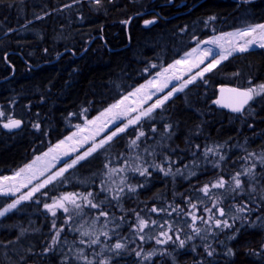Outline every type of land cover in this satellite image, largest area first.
I'll return each instance as SVG.
<instances>
[{"label":"trees","instance_id":"trees-1","mask_svg":"<svg viewBox=\"0 0 264 264\" xmlns=\"http://www.w3.org/2000/svg\"><path fill=\"white\" fill-rule=\"evenodd\" d=\"M156 12L163 18L144 27L143 21ZM263 22L264 0H101L100 5L92 0H0V111L6 114L0 125L9 116L23 121L14 132L0 126V174L22 167L197 41ZM260 84L264 48L229 56L0 217V264H65L66 257L70 264H85L76 258L81 252L92 264H264V94L242 114L213 103L218 86ZM134 116L125 112L124 121ZM141 131L144 136L137 139ZM207 149L215 154L205 155ZM157 165L171 168L172 174ZM137 166L148 174L131 170ZM246 169L255 178L242 175L243 191L234 192L232 177ZM221 177L225 187H211ZM206 184L209 195L201 191ZM129 185L136 191H129ZM121 187L124 193L113 199ZM88 193L99 207L87 204ZM67 194H73L79 209L63 201L69 211L57 207L53 215L44 207ZM10 201L0 194V209ZM213 201H219L225 216H219ZM243 204L252 211L238 213L235 206ZM206 207L213 210L212 220L198 219L201 234L188 240L194 233L187 213L208 220ZM138 216L147 222L143 232ZM216 219L233 227L217 228ZM57 229H62L57 245L44 252ZM161 232L172 240L157 244L166 239ZM232 235L236 239L230 240ZM177 236L186 241L183 248ZM97 237L99 243L91 244ZM118 241L126 248L110 251ZM205 245L215 249L212 257ZM229 248L232 255L225 254ZM154 250L151 260L142 258Z\"/></svg>","mask_w":264,"mask_h":264},{"label":"snow or ice","instance_id":"snow-or-ice-1","mask_svg":"<svg viewBox=\"0 0 264 264\" xmlns=\"http://www.w3.org/2000/svg\"><path fill=\"white\" fill-rule=\"evenodd\" d=\"M92 2H94L96 5H100L101 4V0H92ZM243 3H248L249 0H242ZM39 19V17H38ZM209 20H214L215 17H209ZM208 21H205V23L207 24ZM125 23H127V21H125ZM155 20H145L144 21V25L148 26L151 24H154ZM238 36L241 39L248 37L249 39L244 40V42L242 44H236L233 40L229 39L227 41H224V37H232V36ZM194 39H196L195 37H193ZM259 42V46L261 48H264V23H258L255 25H249L247 26L245 29L243 30H237L236 33H222L219 36H213L211 38H209L208 40H200L197 41V45L195 48L192 49V53H196L198 50L200 52V56L198 58V62L194 63L192 65L189 66V68L187 69L188 72H191L192 68H199L200 65H205L206 61H209L206 66H204L202 69H200L199 71H197L195 73V75H192L189 79L184 80L183 83L181 84L180 88H175L173 87L171 91H169L167 93V95L163 96V98L157 99L156 102L154 104L151 105V107H149L148 109L143 110L139 115L135 116L134 118H129L128 119V123L124 125V127H116L115 131L111 132V135H106L105 139H102L98 144L94 143L92 147H90L87 151L83 152V154H78L76 156V158L74 160H72L71 164H67L66 167L64 168H60L58 172H56L53 175H50L46 180H44L41 183H38L35 187H33L26 195H23L21 197H19V199L14 200L11 204H9L6 208H4L2 211H0V216H4L7 212H9L12 209H15L17 207V205L22 201V200H26V199H30L33 197V194L36 192H39L41 188H44L47 184H50L53 180L57 179V177L63 176V174L69 169L72 168L74 166H76L78 163H80L81 161H85L87 160V158L89 156H91L94 152L97 151V149L103 148L105 146V144L109 143L110 141H112V139L114 137H116L119 133H123L125 132V130L133 124H138V122L141 120L142 117H148L151 115V113L153 112V110L160 108L161 106H163L165 104L166 101H168V99L170 97H172L174 95L175 92L178 91H183V89L189 85L194 83L197 78L203 79L205 73H210L212 72L223 60L228 59L229 56H231L234 52H246L249 50V46L253 45L255 43ZM227 43L228 47H225L224 44ZM201 44H206V45H213L215 46V48H219L220 51L216 52L214 50L213 47H205L203 49H200V45ZM191 55L190 53H186V56ZM219 57V58H217ZM184 60H176L175 64L180 65L182 63H184ZM152 67H155V65H153ZM172 68V65H169L168 68L164 69L163 72L167 73L169 71V69ZM145 71H147V69H145ZM161 73H157V76H160ZM175 79H180V77H175ZM147 86H152V87H156V84L154 81H148L147 82ZM167 83H164L160 88H158L159 91H162L164 87H167ZM146 85H141L140 89H137L136 91L139 92L141 89L145 88ZM222 92H224L225 90L222 89ZM226 91H228L229 93H232L233 95L228 99V102L225 103L223 97L221 99H218L215 101L216 104H222L224 107H229L231 108V110L233 112L236 113H240L244 110H246V106L249 105L250 101H253L255 97H259L262 94H264V84H260L254 87H248L246 89H238V88H231V89H227ZM131 95V94H130ZM149 99L151 98L150 96L148 97ZM125 100L127 99V97L124 98ZM122 103V102H121ZM118 107V105H112L111 108H116ZM110 109L105 110L107 111H111ZM126 111H136V109L134 108H129L126 109ZM5 113L0 111V118L5 117ZM103 115V113L101 114ZM116 119L119 118V114H116L115 116ZM112 121H108V123H111ZM86 123L91 124L92 121H87ZM22 124V121L19 119H14L11 116H9L7 118V123L3 124V127L6 129H16V128H20ZM37 130L40 129V124L36 123L33 125ZM105 127H107V124H105ZM77 128L79 129L80 126L77 125ZM169 128V126H165V130L167 131ZM83 130V129H81ZM153 131H155V129H153ZM76 133H73V136H75ZM140 136H144V133L141 131L139 132V135L137 136V139H139ZM66 139H71V137H68ZM87 140V138H85V141ZM65 143V141H60V143L58 145L55 146L56 149H59L61 147V145H63ZM132 146H136V140H133L131 142ZM54 151V149H49V152ZM209 152H213L212 149H207L205 155H207V153ZM213 154H215L213 152ZM45 156L48 155V153L44 154ZM249 157H251L252 153L248 154ZM220 159L223 160L224 157L220 156ZM261 163H264V156H261ZM40 160V157H36V159L32 162V164L29 165H25L24 168H21L19 171H17L16 173H14L13 176L11 177H0V180L2 181H8V180H12V181H20L19 183V187H15V188H0V194H4V195H8V194H14L16 191H19L20 187H26L27 184H30L31 181L33 179L36 178V173L32 172V175L29 177H25V173L28 171H31L33 169V166L36 164L37 161ZM105 167L107 168L108 165H105ZM156 167L160 168V171H163L165 175H170L172 174V169L169 168L168 170H165L164 168L160 167L159 165H157ZM255 167V165H253V168ZM47 170V169H44ZM132 171H138L139 174L141 176L148 174L147 172V168H139L137 167H131ZM110 172H114L116 171L115 169H109ZM177 173H179V170H176ZM193 175H195V173H192ZM40 175H43V172H40ZM244 175V176H251L253 179L255 178L254 173L252 172V169H246L243 173H237L235 176L232 177L233 181H234V185L235 187L233 188L234 192L237 191H243V182L240 179V177ZM27 181V183H25L24 181ZM226 185L225 180L223 179V177H221L217 182L213 183L211 185V187H219V188H224ZM107 191H112L111 189H104ZM128 190L131 192H135L136 191V187L135 186H128ZM201 191H203L205 193V195H209V185H204V187L201 189ZM250 191H255V188L252 187L250 188ZM124 193V188H118V190L115 191L114 195H113V199H117L119 200V198L122 196V194ZM72 195L73 194H67L63 197H61L59 200H54L53 204H45L44 207L46 209H48L50 212H52L53 215H56V211L55 209L57 207L62 208L64 210V212H68L69 209L67 207H65L63 201H68L72 204L75 205V207L77 209H79L81 206L79 204H76L75 200L72 199ZM93 194L92 193H88V196L84 197V200L87 202V204L89 206H91L92 208H97L99 207L98 204L93 203L92 200L89 199V197H91ZM196 207V205H192V208L194 209ZM236 211L238 213H244V212H251L252 209H250L248 207L247 204H243V205H236ZM213 208H215L218 213L219 216L223 217L226 215L225 210L223 209V207L219 206V201H213ZM174 211H176V209H173ZM153 212L158 211L156 208L152 209ZM205 211L207 213H209V217L208 220H203L202 217H197L195 212H190L187 213V215H191L192 216V220H193V225H190V227L193 228V233L194 236H188L187 239L188 240H192L195 238V236H199L201 234V229L198 227H195V223L198 219L202 220V222L204 223H208L209 220H212L213 218V210L210 208H205ZM100 215H107L104 212H101ZM233 219H244L246 220V217H233ZM259 219V218H258ZM138 221H139V228L138 231L143 232L144 228L147 227V222L144 219L139 218L138 216ZM153 223H155V221H153ZM215 226L217 228H232L233 225L229 224V222L227 220H220V219H216L215 220ZM53 227L55 228V224H53ZM62 231V229H57L56 230V234L52 237L51 239V243L49 244L48 247H46L44 249V252H50L53 250V247L55 245H57L59 237H60V232ZM238 231V230H237ZM105 238H108V234L107 232L102 233ZM81 235H88L87 232H82ZM162 236H165L166 239L165 240H160L157 239L156 243L157 244H163V243H167L168 241L172 240L171 236H167V233L165 232H161ZM140 239L143 240L144 236H140ZM176 239L179 241V247L183 248L185 246L186 241L184 239H180L179 236L176 237ZM230 240H234L236 239V235H232L229 237ZM81 243H84L83 240L80 241ZM91 244H98L99 243V238L97 237L96 239H93L90 241ZM126 248V245L121 243V242H117L115 243L111 249H109L110 251H116L117 253H119L120 250H123ZM195 250V249H193ZM205 251L207 253V255L209 257H212L215 254V249L211 248V245H205ZM137 257H141L142 256V252L141 251H136L135 252ZM161 254H166V253H161ZM226 255H232V249L229 248L227 250V252L225 253ZM156 255L155 250L153 252L147 253L143 255V259L145 260H151L152 256ZM77 259L83 258L85 260V264H92V261L88 260L86 256H83V253L81 252V254L79 256L76 257ZM65 264H70V260H68V258H65ZM101 264H108V261H101Z\"/></svg>","mask_w":264,"mask_h":264},{"label":"rangeland","instance_id":"rangeland-1","mask_svg":"<svg viewBox=\"0 0 264 264\" xmlns=\"http://www.w3.org/2000/svg\"><path fill=\"white\" fill-rule=\"evenodd\" d=\"M253 25H255V24H253ZM245 28L246 27H242V28H237V29L225 31V32H220V33L208 36L202 40H208L209 38H211L213 36H219L222 33H236L237 30H243ZM229 39L233 40L236 44H242L244 42V40L249 39V38L245 37V38L241 39L240 37L235 36V35L232 37H224V41H227ZM196 45H197V43L190 50H188L187 52L183 53L178 58H176L170 64V65H172V68H170L167 73L163 72L164 69L158 71L157 73H161L160 76H157V73H156L155 75L148 78L147 80H145L140 85L134 87L128 93L123 95L120 99L116 100L113 104L106 107L105 109H103L101 112H99L98 114H96L92 118L88 119L87 121H92L91 124L86 123L87 122L86 121L85 123L80 125L79 129L76 128L73 132L67 134L66 136H64L63 138L58 140L56 143H54L50 147L51 149H54V151L49 152L50 148H48L47 150H45L44 152H42L38 156H36V157H40V160L36 162V164L33 166V169L31 171H28L24 174L25 177H29L32 175V172H35L36 178L33 179L30 184H27L26 187H20L19 191H16L14 194L5 195V196H9L11 198V201L6 206L1 208L0 211H2L4 208H6L14 200L19 199V197H21L23 195H26L38 183L43 182L50 175H53L56 172H58L60 168H64L67 166V164H71L72 160H74L78 154H83V152L87 151L90 147H92L94 143L98 144L102 139H105L106 135H111V132L115 131L117 126L124 127V125L127 124V122L124 121L125 112H128V111H126V109L134 108V109H136V111H134L135 116L139 115L143 110L151 107V105L154 104L157 99L163 98V96L167 95V93L169 91H171L173 87L180 88V86L184 80L189 79L192 75H195V73L197 71H199L204 66H206V64L208 62H210V60L206 61L205 65H200L199 68H195V67L192 68L191 72L187 71V69L189 68L190 65L198 62V58L200 56L199 50L196 53H192V49L195 48ZM224 46L228 47L227 43H225ZM205 47H213L216 52L220 51L219 48H215V46H213V45H206V44L200 45V49H203ZM257 48H261L259 46V42L249 46V49H257ZM186 53H190L191 55L186 56ZM235 53H238V52H234L233 54H235ZM217 58H219V57H217ZM176 60H184L185 62L180 64V65H177V64H175ZM166 68H168V66ZM206 74L207 73H205V75ZM177 76L180 77V79H175V77H177ZM198 79H200V78H197V80ZM148 81H154L156 84V87L147 86ZM164 83H167L168 86L164 87L162 91H159L158 88H160ZM141 85H146V87L141 89L139 92H137L136 90L140 89ZM189 85H187L183 90H185ZM179 92H182V91L175 92L173 96H175ZM149 96L151 97L150 99L148 98ZM125 97H127L126 100L124 99ZM172 97H170V98H172ZM112 105H118V107L111 108ZM110 108H111V111H107V112L105 111V110L110 109ZM129 112H133V111H129ZM102 113H103V115H101ZM116 114H119L118 119L115 118ZM142 118H145V117H142ZM110 120L112 122L108 123V121H110ZM105 124H107V127H105ZM81 129H83V130H81ZM73 133H76V135L73 136ZM68 137H71V139H66ZM85 138H87L86 141H85ZM60 141H65V143L63 145H61V147L59 149H56L55 146L58 145L60 143ZM45 153H48V155L45 156L44 155ZM36 157L31 159L30 161H28L26 164H24L20 168L12 170L11 172H9L7 174H3V175L0 174V177H11V176H13L14 173L19 171L21 168H24L25 165L32 164V162L36 159ZM44 169H47V170H44ZM41 171L43 172V175H40ZM58 178L59 177H57V179ZM55 180H53V181H55ZM24 182L27 183L26 180ZM19 183H20V181H12V180L2 181V180H0V188L6 189V188L19 187ZM36 193H34L33 196ZM2 195H4V194H2ZM26 200H29V199H26ZM26 200H22L17 205V207L15 209L10 210L6 214H8L12 211H15L18 208V206ZM0 217H2V216H0Z\"/></svg>","mask_w":264,"mask_h":264},{"label":"water","instance_id":"water-1","mask_svg":"<svg viewBox=\"0 0 264 264\" xmlns=\"http://www.w3.org/2000/svg\"><path fill=\"white\" fill-rule=\"evenodd\" d=\"M242 1V0H241ZM251 1H253V0H249V2H251ZM156 16L157 17H153V18H151V19H148V20H155V22L157 21V18L159 17V18H162V16L160 15V13L159 12H156ZM143 25H144V23H143ZM152 25V24H151ZM151 25H148V26H151ZM145 26V25H144ZM148 26H145V27H148ZM231 88H238V89H246L245 87H240V86H234V85H221V86H218L217 87V92H216V96H215V98H214V100H213V102H214V104H216L215 103V101L216 100H218V99H221L222 97H223V99H224V102L225 103H227L228 102V99L233 95L232 93H229L228 91H226L227 89H231ZM222 89H224L225 91L224 92H222L221 90ZM250 103V102H249ZM219 108H221V109H223V110H225V111H227V112H229V113H232V114H242L244 111H242V112H240V113H236V112H233L232 110H231V108H229V107H224L222 104H216ZM246 108H247V106H246ZM14 119H19V118H14ZM19 120H21V119H19ZM22 121V120H21ZM4 123H7V120H5V121H3L2 123H1V129L2 130H4V131H8V132H14V131H18V130H20L22 127H23V121H22V124H21V127L20 128H16V129H11V130H9V129H6V128H4L3 127V124Z\"/></svg>","mask_w":264,"mask_h":264},{"label":"bare ground","instance_id":"bare-ground-1","mask_svg":"<svg viewBox=\"0 0 264 264\" xmlns=\"http://www.w3.org/2000/svg\"><path fill=\"white\" fill-rule=\"evenodd\" d=\"M181 5V4H180ZM161 15V14H160ZM162 16V15H161ZM154 17H157L156 15L154 16ZM151 18H153V16H151V17H149V18H147V19H145V20H148V19H151ZM162 18H163V16H162ZM158 19H160L159 17L157 18V20ZM144 20V21H145ZM144 21H143V23H144ZM144 26V25H143ZM145 27V26H144ZM149 27V26H148ZM242 28V27H241ZM6 56V55H5ZM7 64H9V62L7 61ZM214 103V102H213Z\"/></svg>","mask_w":264,"mask_h":264}]
</instances>
